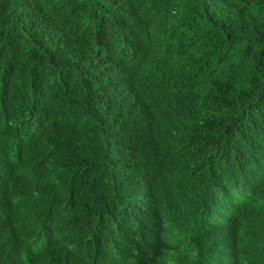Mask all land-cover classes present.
Instances as JSON below:
<instances>
[{"label":"trees","instance_id":"trees-1","mask_svg":"<svg viewBox=\"0 0 264 264\" xmlns=\"http://www.w3.org/2000/svg\"><path fill=\"white\" fill-rule=\"evenodd\" d=\"M0 264H264V0H0Z\"/></svg>","mask_w":264,"mask_h":264},{"label":"bare ground","instance_id":"bare-ground-1","mask_svg":"<svg viewBox=\"0 0 264 264\" xmlns=\"http://www.w3.org/2000/svg\"><path fill=\"white\" fill-rule=\"evenodd\" d=\"M31 249V248H30Z\"/></svg>","mask_w":264,"mask_h":264}]
</instances>
